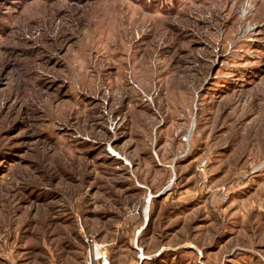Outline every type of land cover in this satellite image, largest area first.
<instances>
[{
	"label": "rangeland",
	"instance_id": "374dc122",
	"mask_svg": "<svg viewBox=\"0 0 264 264\" xmlns=\"http://www.w3.org/2000/svg\"><path fill=\"white\" fill-rule=\"evenodd\" d=\"M93 243L264 264V0H0V264Z\"/></svg>",
	"mask_w": 264,
	"mask_h": 264
},
{
	"label": "built area",
	"instance_id": "2783aa9c",
	"mask_svg": "<svg viewBox=\"0 0 264 264\" xmlns=\"http://www.w3.org/2000/svg\"><path fill=\"white\" fill-rule=\"evenodd\" d=\"M92 241V240H91ZM92 242H94V241H92ZM93 248H94V258H93V256H92V254H91V252H90V254H89V259H90V261L91 262H89V264H97V261H95V259L96 260H98V258L99 259H101L102 261H106L107 262V264H109V259L107 258V255H102V254H99L98 255V257H97V255L95 254V250L96 249H99L100 250V248L97 246V243H93ZM91 250V249H90ZM91 251H93V250H91Z\"/></svg>",
	"mask_w": 264,
	"mask_h": 264
},
{
	"label": "bare ground",
	"instance_id": "6f19581e",
	"mask_svg": "<svg viewBox=\"0 0 264 264\" xmlns=\"http://www.w3.org/2000/svg\"><path fill=\"white\" fill-rule=\"evenodd\" d=\"M99 251V250H98ZM97 254H98V252H97Z\"/></svg>",
	"mask_w": 264,
	"mask_h": 264
}]
</instances>
